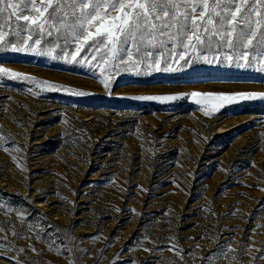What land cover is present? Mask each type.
<instances>
[{
    "label": "rangeland",
    "instance_id": "1",
    "mask_svg": "<svg viewBox=\"0 0 264 264\" xmlns=\"http://www.w3.org/2000/svg\"><path fill=\"white\" fill-rule=\"evenodd\" d=\"M0 66L93 93L0 79V264H264V99H133L264 92V73L113 72L109 94L105 64L8 48Z\"/></svg>",
    "mask_w": 264,
    "mask_h": 264
},
{
    "label": "snow or ice",
    "instance_id": "2",
    "mask_svg": "<svg viewBox=\"0 0 264 264\" xmlns=\"http://www.w3.org/2000/svg\"><path fill=\"white\" fill-rule=\"evenodd\" d=\"M22 35L27 38L11 42ZM46 37L52 38L51 47L41 46ZM8 48L68 63L87 62L94 69L108 65L100 82L109 94L113 72H179L194 62H205L264 73L260 63L264 60V0H0V49ZM85 49L92 52L91 59L78 58ZM3 78L51 85L50 90L64 89L75 96L93 95L0 66ZM185 97L193 98L208 115V106L218 111L241 101L264 99V92L193 91L133 99L171 102Z\"/></svg>",
    "mask_w": 264,
    "mask_h": 264
}]
</instances>
